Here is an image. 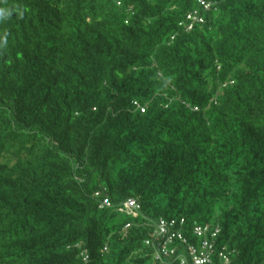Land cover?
Masks as SVG:
<instances>
[{"label": "trees", "instance_id": "trees-1", "mask_svg": "<svg viewBox=\"0 0 264 264\" xmlns=\"http://www.w3.org/2000/svg\"><path fill=\"white\" fill-rule=\"evenodd\" d=\"M159 217L264 264V0H0V264H180Z\"/></svg>", "mask_w": 264, "mask_h": 264}, {"label": "built area", "instance_id": "built-area-1", "mask_svg": "<svg viewBox=\"0 0 264 264\" xmlns=\"http://www.w3.org/2000/svg\"><path fill=\"white\" fill-rule=\"evenodd\" d=\"M201 4L204 9H208V3L201 2ZM186 19L189 20L187 28H190L192 22H200L202 18L196 10H193L186 14ZM140 109L142 110V108ZM95 195L99 194L95 193ZM98 206L114 207L118 211L132 215H135L140 209V205L134 198H127L115 206L107 197H102ZM183 224L184 218L182 217L170 219L159 217L153 222L151 234L153 239H145L144 244L150 245L154 249L155 259L160 261L175 256L179 259L180 264L186 262L190 264H229L230 260L228 254L225 253V248L222 246L216 249L214 246L213 239L218 232L216 227L214 229L209 225L194 224L192 234L198 238V242L192 244L183 236ZM180 247H182L181 252L178 251ZM214 260L217 261L213 262Z\"/></svg>", "mask_w": 264, "mask_h": 264}, {"label": "rangeland", "instance_id": "rangeland-1", "mask_svg": "<svg viewBox=\"0 0 264 264\" xmlns=\"http://www.w3.org/2000/svg\"><path fill=\"white\" fill-rule=\"evenodd\" d=\"M213 240H214V246H215V248L218 249V245H217V243L215 241L216 239L214 238ZM212 257L214 258V255Z\"/></svg>", "mask_w": 264, "mask_h": 264}]
</instances>
